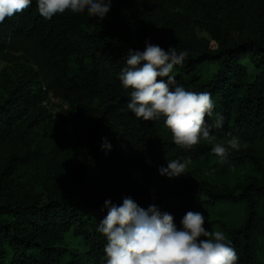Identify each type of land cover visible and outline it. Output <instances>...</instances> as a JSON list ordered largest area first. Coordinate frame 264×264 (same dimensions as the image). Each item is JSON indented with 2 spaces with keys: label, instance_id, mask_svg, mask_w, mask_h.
<instances>
[{
  "label": "trees",
  "instance_id": "trees-1",
  "mask_svg": "<svg viewBox=\"0 0 264 264\" xmlns=\"http://www.w3.org/2000/svg\"><path fill=\"white\" fill-rule=\"evenodd\" d=\"M197 1L211 37L197 44L186 37L163 45L148 36L135 43L120 29H95L97 17L86 10L45 19L36 0L0 23V56L24 55L36 65L47 91L69 106L66 115L52 120L49 139L42 135V143L33 146V138L26 136L37 120L31 117L35 111L51 117L41 106L44 95L20 84L5 95L0 92V151L6 147L11 153L0 168V264H85L80 252L64 245L69 232L82 239L86 260L106 264V238L98 231L108 212L104 201L119 205L129 196L144 209L154 204L169 212L178 228L188 211L205 218L237 215L223 230L237 264H264V174L262 179L256 174L242 178L249 167L264 172V0H246L239 12L238 20L247 21L252 33L242 41L230 31L236 0ZM146 40L188 52L183 64L174 66L176 84L211 94L214 108L207 123L212 125L217 114L224 117L223 127L212 128L216 142L236 137L240 143L225 162L212 153L209 142L201 139L193 149H182L172 141L163 117L144 121L127 108L131 89L123 87L119 73L129 49L143 51ZM243 60L258 71L253 80ZM212 66L215 70L205 77ZM104 138L110 148L102 147ZM66 147L77 155L75 168H63L57 159ZM186 158L191 161L186 174L169 178L159 173L167 160ZM53 162V173L40 170ZM16 173L34 182L44 179L46 192L12 193ZM100 180L115 182L119 197L94 192Z\"/></svg>",
  "mask_w": 264,
  "mask_h": 264
},
{
  "label": "clouds",
  "instance_id": "clouds-1",
  "mask_svg": "<svg viewBox=\"0 0 264 264\" xmlns=\"http://www.w3.org/2000/svg\"><path fill=\"white\" fill-rule=\"evenodd\" d=\"M113 0H36L37 9L45 19L71 11L96 16L101 20L110 11ZM32 0H0V23L30 8ZM187 51L170 46L167 50L145 41L143 51L129 49L126 66L119 79L131 89L127 108L138 119L156 121L164 118V125L172 134V141L182 149L191 150L203 139L212 144L211 151L220 162L228 159L230 150H239L238 138L226 144L216 142L212 128L223 127L224 117L217 114L212 125L207 117L213 113L214 103L209 92H194L177 85L174 66L182 65ZM105 139L104 148L111 145ZM190 158L167 160L160 166L161 175L169 178L187 173ZM107 215L98 224V231L106 238V264H237L238 255L226 234L208 230L205 216L188 211L178 228L174 216L156 205L147 209L134 199L124 197L122 204L104 201Z\"/></svg>",
  "mask_w": 264,
  "mask_h": 264
},
{
  "label": "rangeland",
  "instance_id": "rangeland-1",
  "mask_svg": "<svg viewBox=\"0 0 264 264\" xmlns=\"http://www.w3.org/2000/svg\"><path fill=\"white\" fill-rule=\"evenodd\" d=\"M198 3L199 1L197 0H142L141 3L134 6V3L129 5L124 0H113L110 11L102 20L97 17L93 23V27L105 33L115 32L120 29L124 35H128L135 43L140 42L142 37L148 36L151 39L155 38V40H159L158 42L163 45L171 44L175 39H184L186 37H190L197 44L201 38L211 39L208 29L203 27V22L207 21L206 15L204 12L198 10ZM245 3L246 0L234 1L235 11L232 13L233 18L230 31L232 37L237 41H242L252 36L247 21L238 20V14ZM187 27L189 29L186 32ZM189 31L190 36L187 35ZM242 63L248 67L250 79L253 80L258 71L246 60H243ZM214 70L215 68L212 66L204 73V76L206 77ZM15 84L24 85L31 91L44 95L45 98L41 103L42 109L47 110L46 112L51 114L50 118L46 116L41 117L35 111L31 117L32 119L36 116L37 120L32 121L33 127H28L26 136L33 138V146H36L37 143H42V135H44L45 139H49L48 133L51 134L54 125L52 120L66 115L69 106L63 100H52V97L49 95L50 92L47 91L36 65L27 60L24 55L14 53L11 57L0 56V92L5 95L7 90ZM9 149L5 147L0 151V168L11 154ZM57 159L63 168L76 167L77 155L73 149H68V147L62 148L57 153ZM53 167H56L54 162L46 165L45 168H40V170L46 169L47 172L53 173ZM246 174H256L262 179L264 172L255 173L249 167L246 171L242 172V178H245ZM134 177L141 180L140 173H135ZM235 181L236 179H231L228 183L234 185ZM45 190L46 182L44 179L34 182L22 176L21 173H16L14 181L10 183V191L21 196L28 195V193L40 194L46 192ZM151 190L153 191L154 188L151 187ZM93 191L109 192L115 197H119L120 194L117 184L113 181L100 180L94 186ZM45 198L46 196H44ZM237 219V215L227 216L222 213H216L205 218L206 222L204 226L208 230L223 231L226 225ZM64 245L69 249L80 252L84 263L91 264L90 261L86 260L85 254L87 249L82 239L76 237L73 232L66 234ZM261 259L264 263V255H262Z\"/></svg>",
  "mask_w": 264,
  "mask_h": 264
},
{
  "label": "built area",
  "instance_id": "built-area-1",
  "mask_svg": "<svg viewBox=\"0 0 264 264\" xmlns=\"http://www.w3.org/2000/svg\"><path fill=\"white\" fill-rule=\"evenodd\" d=\"M49 95L52 97V100H53V101H55V100H56V101H61V100H62V99H60V98L55 97V96L53 95L52 92H50Z\"/></svg>",
  "mask_w": 264,
  "mask_h": 264
}]
</instances>
